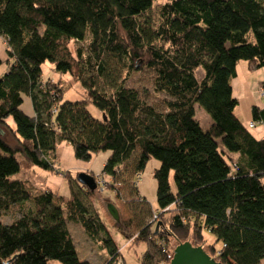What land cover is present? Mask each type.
I'll return each mask as SVG.
<instances>
[{"label": "trees", "instance_id": "obj_1", "mask_svg": "<svg viewBox=\"0 0 264 264\" xmlns=\"http://www.w3.org/2000/svg\"><path fill=\"white\" fill-rule=\"evenodd\" d=\"M155 1L0 0L7 59L0 55V68L8 66L0 72V128L16 142L0 135V264H90L79 258L70 222L103 241L106 264H126L86 205L94 191L77 180L71 198L55 199L13 178L26 167L56 171L63 142L80 161L111 152L102 175L120 183L112 188L118 200L130 195L136 241L148 244L141 264H171L175 245L187 241L223 264H262L264 139L235 114L232 80L240 61L264 68V0H169L157 24L148 16ZM46 62L60 79L75 78L83 99L66 96L60 79L44 80ZM136 67L155 72L164 112L128 87ZM196 105L212 119L208 131L195 119ZM252 117L264 127V107ZM152 160L160 162L153 173L159 211L138 187Z\"/></svg>", "mask_w": 264, "mask_h": 264}, {"label": "rangeland", "instance_id": "obj_2", "mask_svg": "<svg viewBox=\"0 0 264 264\" xmlns=\"http://www.w3.org/2000/svg\"><path fill=\"white\" fill-rule=\"evenodd\" d=\"M169 0H156L148 12L153 23L157 24L159 22L160 8L161 6ZM11 24V23H8ZM6 44H4V38L0 39V55L3 59L6 58ZM7 60V59H5ZM115 64V62H112ZM139 67V66H138ZM132 70V73L127 74L126 69H124L123 76H130L128 81V87L135 88L139 90L145 99L152 105L157 111L164 112V95L156 94L153 91V85L155 81V72L148 68ZM8 69L6 63H4L0 72L5 73ZM139 69V70H138ZM200 75V74H199ZM55 79L54 82L61 77L57 73L53 65L50 62H46L43 65V79ZM69 78L70 80H75V78L62 77L61 82L65 84V90L67 91L66 96L76 98L79 100L83 99L81 94L83 90L80 85L74 84L73 80L70 82H65ZM264 82V68L252 69L247 61H240L237 65V77L232 80L233 86V97L239 101L238 106L235 109V114L240 118L249 129H253V132L257 134L259 130L258 126L250 127L253 123L252 110L254 107L262 108L264 107V93L262 91V83ZM26 103L24 105V110H30L31 100L25 97ZM76 99V100H78ZM28 103V104H27ZM92 112L98 113L99 111L91 105L89 107ZM195 119L200 123L204 131H208L211 128L212 119L210 115L200 106H195ZM256 128V129H255ZM5 138L11 145H16L12 135L3 129ZM222 147V146H221ZM111 152L103 151L95 154L93 158L87 161H80L75 157L74 147L66 142H63L57 151L56 158V171H47L39 167H35L33 171H29L26 167L24 171H21L18 175L14 176V179L25 180L28 182L32 190L38 192L51 191L55 199H59L60 196L71 198L72 186L77 184L78 175L81 173H89L95 175V180L99 183V189L94 191L93 200L90 199L87 202V206L97 212V215L101 218V221L106 226L110 236L115 242L116 246L122 251L121 256L124 258V263L126 264H141V256L147 250L148 244L136 241L137 232V219H132V203H129L130 195L125 194V199H120L115 196L112 190L113 183L120 187V183H115L113 179L105 178L102 175L104 166L110 157ZM16 158L18 161H22L24 158L21 154H17ZM132 165V162H128L127 166ZM160 167V162L157 160H152L146 167L144 173L140 176L138 180V187L140 195L145 198L153 211H159V206L157 203V181L154 177V171ZM173 189L175 188L174 181L171 180ZM102 188V190H101ZM75 192V190H74ZM77 195V193H75ZM79 196V195H77ZM109 204L116 206L120 222L114 220L112 215L108 210ZM14 213L11 212L5 217V220L10 222L14 220ZM123 229L127 234H129V239L125 237L122 233ZM69 230L74 238L79 253V258L83 261H88L90 264H106L108 262L109 253L101 239H90L85 233V230L77 223L70 222ZM102 236H104L102 234ZM206 239L208 243H214V236L207 232ZM194 244V242H193ZM174 245V242H173ZM195 245V244H194ZM177 244L175 245V247ZM219 245H217L218 247ZM50 264H60L59 262H51ZM264 264V260L262 262Z\"/></svg>", "mask_w": 264, "mask_h": 264}, {"label": "water", "instance_id": "obj_3", "mask_svg": "<svg viewBox=\"0 0 264 264\" xmlns=\"http://www.w3.org/2000/svg\"><path fill=\"white\" fill-rule=\"evenodd\" d=\"M0 135H4L0 128ZM80 184L88 187L90 190L97 189L95 177L89 173H81L78 175ZM108 210L114 220L120 221L119 212L115 205L109 204ZM171 264H223L216 258L212 257L202 246L194 245L190 241L179 243L174 248Z\"/></svg>", "mask_w": 264, "mask_h": 264}, {"label": "crops", "instance_id": "obj_4", "mask_svg": "<svg viewBox=\"0 0 264 264\" xmlns=\"http://www.w3.org/2000/svg\"><path fill=\"white\" fill-rule=\"evenodd\" d=\"M26 103V102H25ZM25 103H24V105H25ZM28 104V103H27ZM24 105H23V110H24ZM29 106H30V110L28 111H26V110H24V112L25 113H27V114H32V105H30V104H28ZM247 126V125H246ZM258 127H257V129L259 130V132L257 133V134H255L254 132H253V129L251 130L252 132H253V134L258 138V139H264V127L263 126H261V125H257ZM256 129V128H255Z\"/></svg>", "mask_w": 264, "mask_h": 264}, {"label": "clouds", "instance_id": "obj_5", "mask_svg": "<svg viewBox=\"0 0 264 264\" xmlns=\"http://www.w3.org/2000/svg\"><path fill=\"white\" fill-rule=\"evenodd\" d=\"M4 44H6V43L4 42ZM5 61H6V60H5ZM91 175H92V174H91ZM93 176H94V175H93ZM94 177H95V176H94ZM96 182H97V181H96ZM97 185H98V186H97V189H99V186H100V185H99L98 182H97Z\"/></svg>", "mask_w": 264, "mask_h": 264}, {"label": "built area", "instance_id": "obj_6", "mask_svg": "<svg viewBox=\"0 0 264 264\" xmlns=\"http://www.w3.org/2000/svg\"><path fill=\"white\" fill-rule=\"evenodd\" d=\"M250 127H255V123H252V124L250 125ZM101 190H102V188H101Z\"/></svg>", "mask_w": 264, "mask_h": 264}]
</instances>
